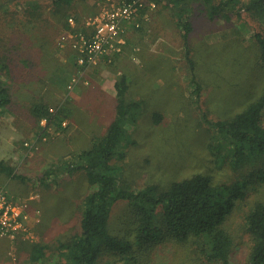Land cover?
Wrapping results in <instances>:
<instances>
[{
    "label": "rangeland",
    "instance_id": "obj_1",
    "mask_svg": "<svg viewBox=\"0 0 264 264\" xmlns=\"http://www.w3.org/2000/svg\"><path fill=\"white\" fill-rule=\"evenodd\" d=\"M55 1L0 0V86L9 98L0 105V162L7 166L0 179L10 197L28 201V210L37 198L33 204L39 222L29 238L14 243L0 238V264H34L29 255L35 243L47 246L35 264L67 263L59 245L79 232L83 202L97 190L85 171H71L69 164L101 139L116 119L118 79L127 80L126 100L141 102L128 109L123 120L118 151L125 156L118 161L116 154L111 162L121 186L130 191L149 185L166 189L195 173L211 175L215 182L231 181L232 173L216 163L214 147L221 140L214 125L243 110L264 86V67L252 38L255 31L264 34V21L244 12L241 19L234 12L228 19H209L194 5L185 14L192 27L185 36L170 8L158 3L146 25L144 21L139 29L127 28L124 49L100 61L95 66L99 72L90 78L86 69L77 68L72 51L58 43L69 29V17L81 29L96 7L89 0H71L59 8ZM57 66L62 68L59 78ZM53 74L57 88L64 84V89L62 97L49 100ZM73 77L78 81L69 90ZM82 85L90 87L88 93L78 90ZM36 103L50 105L60 115L49 126L35 121L34 135L28 137L14 117L16 112L25 116ZM62 121L67 123L64 129L58 126ZM245 193L225 222L237 244L233 264L244 263L247 237L241 230L242 217L255 201L264 199V185ZM130 212L127 202H116L110 231L118 233L129 225ZM153 253L151 264H189L176 246L161 256L158 249ZM112 262V256L101 254L97 264Z\"/></svg>",
    "mask_w": 264,
    "mask_h": 264
},
{
    "label": "trees",
    "instance_id": "obj_2",
    "mask_svg": "<svg viewBox=\"0 0 264 264\" xmlns=\"http://www.w3.org/2000/svg\"><path fill=\"white\" fill-rule=\"evenodd\" d=\"M156 1L170 8L185 36L192 30L185 14L194 5L200 6L209 19H228L232 12L241 19L244 12L254 20L264 21V0ZM70 2L56 0L55 6H68ZM252 38L264 67V34L255 31ZM114 87L116 119L101 139L74 156L69 164L71 171H85L89 184L97 190L83 202L79 232L69 235L59 245L66 264H97L101 254L112 256L113 264H151V255L156 249L161 256L165 249L175 246L182 250L184 263L233 264L237 244L225 222L236 202L245 198L247 190L264 185V86L259 96L243 110L214 125L221 140L214 147L216 163L227 167L232 173L231 181L215 182L211 175L195 173L174 181L166 189L149 185L137 191L121 186L111 162L116 154L118 161L124 158L125 154L118 151L124 136L123 120L127 110L141 102L126 100L125 77L118 79ZM7 96L8 90L0 86L1 106L9 102ZM33 113L38 121L46 119V126L57 121L60 115L59 111L50 114L49 107L42 105L35 106ZM6 170L7 166L0 162V172ZM118 201L127 202L132 220L121 232L113 233L109 229L110 213ZM241 230L247 237L243 264H264V199L248 207L242 217ZM45 249L47 246L40 243L33 246L29 261L34 264L41 261Z\"/></svg>",
    "mask_w": 264,
    "mask_h": 264
},
{
    "label": "built area",
    "instance_id": "obj_3",
    "mask_svg": "<svg viewBox=\"0 0 264 264\" xmlns=\"http://www.w3.org/2000/svg\"><path fill=\"white\" fill-rule=\"evenodd\" d=\"M96 12L88 15L82 22V28L76 29L72 17L67 19L69 26L59 48H69L78 69L96 66L104 58L118 54L126 43L127 28L139 29L148 14L158 7L156 0H89ZM78 79L73 77L67 87L71 90ZM55 114L54 109H49ZM47 123L46 119L41 121ZM66 121L61 125L66 126ZM31 214L28 201H16L7 194L0 181V238L15 241L31 237Z\"/></svg>",
    "mask_w": 264,
    "mask_h": 264
},
{
    "label": "crops",
    "instance_id": "obj_4",
    "mask_svg": "<svg viewBox=\"0 0 264 264\" xmlns=\"http://www.w3.org/2000/svg\"><path fill=\"white\" fill-rule=\"evenodd\" d=\"M91 6H93L92 4H91ZM150 20V19H149ZM148 20V21H149ZM146 21V20H145ZM146 23H147V21L144 23L145 25H146ZM77 24V23H76ZM142 29V28H141ZM134 32H136V31H134ZM134 32H132V33H130L131 35L133 34L134 35ZM124 49V48H123ZM59 62L61 63V65H63V66H65V64L63 63V61H61V58L59 59ZM65 62V61H64ZM61 69L62 68H60L59 66H57L56 67V70H57V75H58V77L57 78H59L60 77V75H59V73H61ZM99 70L100 69H98V68H96L95 66H91V67H88L87 69H86V74L87 73H89V76H90V78L92 77V78H94V76H95V74H93V73H96V72H99ZM93 72V73H92ZM55 74H53V76H54ZM56 76H54V77H51V78H49L50 79V81H51V83H54L53 85H52V88L50 89V88H48L47 87V89L49 90L48 91V93H47V99H59L60 97H62V91H63V89H64V84H60L61 86L59 87V88H57V80H56V78H55ZM82 86H84V87H82ZM81 87L82 88H80V89H78L79 91L81 90L82 92L84 91V94L85 93H88V91L87 90H89L90 89V87L89 86H87V85H82ZM76 89H77V87H75L73 90L74 91H76ZM99 93H101L100 91H98ZM116 100H117V98H116ZM37 105H41V104H35V105H32V106H30V107H28V109H27V113H25V116H23V115H20V113L19 112H16L17 114H15V117H14V121L15 120H17L18 121V125L21 127V130L29 137V136H31V135H34V129H33V126H34V122L35 121H38V118H37V116L33 113V110H34V108H35V106H37ZM2 106H4V105H2ZM42 106H47V105H45V104H42ZM47 107H49V109H51V107H50V105L49 106H47ZM7 108V107H6ZM5 108V109H6ZM81 110L82 111H84V107H82L81 108ZM86 111V110H85ZM84 111V112H85ZM83 112V113H84ZM30 115V116H29ZM43 119H40L39 121V123L41 124V121H42ZM63 122V121H62ZM61 122V123H62ZM47 124V123H46ZM70 124H72V121L70 122ZM69 124V125H70ZM50 125V124H49ZM48 125V126H49ZM58 126L59 127H61V128H63V126L62 125H60L59 123H58ZM46 128V126L45 127H43V129L42 130H46L45 129ZM64 129V128H63ZM86 138H88V140H89V137L87 136ZM57 146H58V148H59V145L57 144ZM52 147V146H51ZM56 148V147H55ZM55 148H53V150L55 149ZM82 151H84V150H82ZM80 153V152H79ZM78 153V154H79ZM48 155H51L50 153L48 154ZM77 155V154H76ZM75 155V156H76ZM2 173H4V172H0V175H2ZM0 181H2L1 179H0ZM2 183V182H1ZM3 184V183H2ZM14 200H16V201H23V200H25L23 197H20V198H15L14 196L12 197ZM35 201H32V202H30L29 203V210H30V214H31V221H30V227H31V229L34 231V229L35 228H37L38 229V227H39V222H37L36 221V215H35V213H34V210L35 209H37L36 207V204H33L34 202H36V200H37V198L36 199H34ZM39 218H40V216H39ZM7 239V238H6ZM20 239V237H18V239H16L15 241H11L12 243H14V242H16V241H18ZM9 240V239H8ZM10 241V240H9ZM36 244H38V243H35V244H33L30 248H32L33 246H35ZM31 251V250H30Z\"/></svg>",
    "mask_w": 264,
    "mask_h": 264
}]
</instances>
